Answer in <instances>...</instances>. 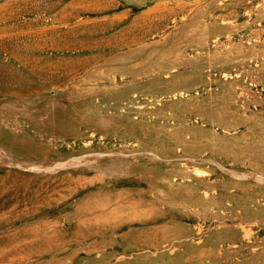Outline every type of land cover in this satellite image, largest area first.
<instances>
[{
  "label": "rangeland",
  "instance_id": "1",
  "mask_svg": "<svg viewBox=\"0 0 264 264\" xmlns=\"http://www.w3.org/2000/svg\"><path fill=\"white\" fill-rule=\"evenodd\" d=\"M0 149V264H264V0H0Z\"/></svg>",
  "mask_w": 264,
  "mask_h": 264
},
{
  "label": "bare ground",
  "instance_id": "2",
  "mask_svg": "<svg viewBox=\"0 0 264 264\" xmlns=\"http://www.w3.org/2000/svg\"><path fill=\"white\" fill-rule=\"evenodd\" d=\"M0 154H1V149H0ZM5 155V154H4ZM42 165L44 166V167H46L47 169H52V167H50L49 166V164H47V162L46 161H44L43 163H42ZM243 178H244V176H243ZM259 179L261 180V181H264V177H259ZM245 232V231H244ZM246 234V233H245ZM249 235V234H248ZM250 236V235H249ZM249 238V237H248Z\"/></svg>",
  "mask_w": 264,
  "mask_h": 264
}]
</instances>
